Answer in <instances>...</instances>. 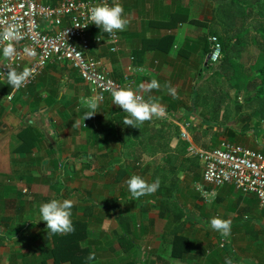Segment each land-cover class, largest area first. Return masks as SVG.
<instances>
[{
    "label": "crops",
    "instance_id": "obj_1",
    "mask_svg": "<svg viewBox=\"0 0 264 264\" xmlns=\"http://www.w3.org/2000/svg\"><path fill=\"white\" fill-rule=\"evenodd\" d=\"M112 1L120 49L89 54L145 105L108 94L84 106L91 90L66 61L25 88L18 72L0 81V264H264L256 195L196 189L197 149L228 140L264 154V102L211 96L217 2Z\"/></svg>",
    "mask_w": 264,
    "mask_h": 264
},
{
    "label": "built area",
    "instance_id": "obj_2",
    "mask_svg": "<svg viewBox=\"0 0 264 264\" xmlns=\"http://www.w3.org/2000/svg\"><path fill=\"white\" fill-rule=\"evenodd\" d=\"M50 22L46 33L41 24ZM93 29L99 33L91 34ZM207 62L214 66L221 59L222 47L216 35L207 37ZM107 45L110 52L120 49L118 18L112 0H56L43 4L36 0H0V81L19 73L17 88L33 83L50 62H68L85 81L91 95L79 99L84 106H95L106 95L139 105L143 97L130 78L116 81L101 59L89 54L91 44ZM188 139L186 130H181ZM203 164L196 189L205 201L216 188L229 184L242 194L256 195L264 206V154L245 145L221 140L216 147L197 149Z\"/></svg>",
    "mask_w": 264,
    "mask_h": 264
},
{
    "label": "rangeland",
    "instance_id": "obj_3",
    "mask_svg": "<svg viewBox=\"0 0 264 264\" xmlns=\"http://www.w3.org/2000/svg\"><path fill=\"white\" fill-rule=\"evenodd\" d=\"M238 2L239 5L235 8L243 9L245 14L240 16L237 14V16H234L232 19L233 30L224 29L225 31L223 30L224 33H222V36L226 44H232L235 43L233 35L238 33L242 34L240 41L245 48L235 46L233 55L235 61L243 63L241 71L246 76H249L251 75V71L248 68V64L258 54L263 42L259 33V27L260 23L264 24V0H239ZM222 57L223 52L221 51V59L216 66L217 73L211 75L210 81L208 82L210 83V87L212 86L216 91L211 94L213 96L212 99L218 101V95L223 94L229 106L235 107V104H237L242 105L245 109V107L247 108L252 103L250 97L256 93L251 86L246 88V84L243 82H237L238 87H234L236 80L231 77L233 67L228 62L222 64ZM210 66L214 68V66ZM253 99L258 103L260 101L263 102V100L256 97Z\"/></svg>",
    "mask_w": 264,
    "mask_h": 264
},
{
    "label": "trees",
    "instance_id": "obj_4",
    "mask_svg": "<svg viewBox=\"0 0 264 264\" xmlns=\"http://www.w3.org/2000/svg\"><path fill=\"white\" fill-rule=\"evenodd\" d=\"M212 1L215 3L217 2L215 11H216V15L220 16L221 18L220 22L224 24L226 29L232 31L234 28V26H232V19L234 18V16H237V14H239V16L245 14L243 9L235 8L237 5H239L238 2L239 0H212ZM259 33L263 42L260 46V51L258 52V54H256L248 64V68L251 71V75L249 76H246L243 73V71H241V69L243 68V63L235 61L234 59L235 57L233 55V49L235 46L245 48L240 41V37L242 34L241 33L234 34L233 38L235 40V43L232 44H226L222 35H216V34L214 35L218 37L222 47L223 57L221 63L226 64V62H228L233 67V73L231 74V77H233L236 80V85H234V87H238L237 82H243L246 84L245 86L246 88L251 86V88L256 93L255 95L251 96L250 99L256 97L263 100L264 102V24L262 23H260ZM218 64L219 62L216 65H214V68H212L213 74L217 73L216 66ZM11 76L8 79H10Z\"/></svg>",
    "mask_w": 264,
    "mask_h": 264
}]
</instances>
